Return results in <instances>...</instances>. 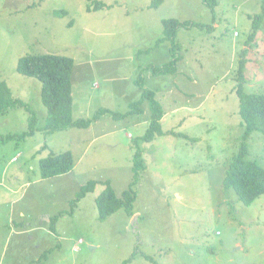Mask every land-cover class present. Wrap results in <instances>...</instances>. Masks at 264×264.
Here are the masks:
<instances>
[{"label": "rangeland", "instance_id": "374dc122", "mask_svg": "<svg viewBox=\"0 0 264 264\" xmlns=\"http://www.w3.org/2000/svg\"><path fill=\"white\" fill-rule=\"evenodd\" d=\"M98 2L104 7L87 10ZM152 2L0 0V80L26 105L0 114V139L16 136L0 144V264H264V195L246 206L223 186L245 134L239 84L264 93V16L253 28L264 0H217L214 14L202 0ZM170 19L194 24L177 30L178 72L149 76L171 59L170 43H156ZM45 54L74 61V119L125 113L140 98L142 74L162 108V134L140 140L151 119L146 101L141 114L45 135L42 84L16 70L21 57ZM30 125L34 134L20 139ZM136 141L144 167L135 179ZM246 145V159L264 169V134ZM66 152L74 169L43 179L41 160ZM90 181L95 190L71 212ZM104 181L118 197L134 191L131 218L120 210L99 220Z\"/></svg>", "mask_w": 264, "mask_h": 264}, {"label": "trees", "instance_id": "16d2710c", "mask_svg": "<svg viewBox=\"0 0 264 264\" xmlns=\"http://www.w3.org/2000/svg\"><path fill=\"white\" fill-rule=\"evenodd\" d=\"M165 0H153L150 9L157 8ZM202 3L214 14L217 6V0H202ZM103 3L98 2L93 8L87 10L97 11L103 8ZM264 9L262 15L254 21V31L259 29L263 21ZM163 37L157 40V45L162 42L170 43L171 60L163 66H150L147 70L150 76H174L178 72L177 63L180 56L177 55L179 44L176 43L175 37L178 28L194 26L193 23L179 22L177 20H164ZM201 27V26H199ZM213 29V28H211ZM210 29V30H211ZM74 61L68 57L58 55H26L21 57L17 63V72L22 76L35 78L42 84L41 99L47 109L46 123L41 129L45 135H51L59 131L68 129H88L95 121L99 120L102 115L109 114L114 119H125L133 114L142 113V105L146 101L151 102V119L150 125L145 135L140 139L149 143L156 136L162 134L161 121L164 116L159 103L154 99V93L145 88L142 74L136 80L137 87L141 90L140 98L129 105V110L125 113H115L105 109L99 110L96 115L87 120L74 119L72 116V75ZM242 67L239 71V81H243ZM239 98V115L245 134L242 139L238 153L228 164L223 180V186L226 190H232L238 197V200L244 205H251L256 199L264 195V169L256 162L247 160L248 148L247 139L256 131L264 134V93L247 94L244 92L242 85L239 84L237 90ZM26 105L19 99L12 96L6 83L0 80V114L7 113L14 108H23ZM35 129L30 125L29 130L23 132L19 138L25 139L34 134ZM16 136L7 135L0 139V144L14 140ZM139 143L135 142L136 149ZM134 178L138 177L139 171L144 167L142 164V151L137 149L134 155ZM74 169V158L70 152L59 155H51L41 160L40 171L43 179H49L70 173ZM102 184L105 189L96 198V207L98 210L99 220L104 221L120 210H124L128 218H131L133 212V203L135 202V193L129 188L124 191L120 197L115 194L109 181ZM97 185L96 181H90L81 186L74 198L70 201V211L77 207L78 203L84 199L87 194L92 193ZM54 222V221H53ZM51 221V225L53 224ZM53 231V228H51Z\"/></svg>", "mask_w": 264, "mask_h": 264}, {"label": "crops", "instance_id": "0c3cea01", "mask_svg": "<svg viewBox=\"0 0 264 264\" xmlns=\"http://www.w3.org/2000/svg\"><path fill=\"white\" fill-rule=\"evenodd\" d=\"M169 57H171V56H170V48H169ZM170 60H171V59H170ZM149 76H150V75H149ZM145 88H146V87H145ZM146 89H147V88H146ZM163 117H164V116H163ZM162 119H163V118H162ZM51 221H52V219H50V218H49V219L47 218L46 221L44 220V222H46V224H48V225H51Z\"/></svg>", "mask_w": 264, "mask_h": 264}]
</instances>
